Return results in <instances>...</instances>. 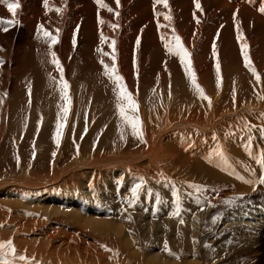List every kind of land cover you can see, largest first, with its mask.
Instances as JSON below:
<instances>
[{"label":"bare ground","instance_id":"bare-ground-1","mask_svg":"<svg viewBox=\"0 0 264 264\" xmlns=\"http://www.w3.org/2000/svg\"><path fill=\"white\" fill-rule=\"evenodd\" d=\"M103 2L107 7H100L96 3V0H48V9H46L45 0H18L19 7L15 10V17L9 13L4 4H0L1 17L5 15L9 16L11 18L10 20L15 19L17 21V23H15L17 26L15 27L23 29L24 32L22 42L15 41L14 43L12 40L8 42V38H5L8 40L3 39L5 35H2V38L0 37V44L3 46V49L0 50V56L7 58L6 60L9 65L7 70L9 76H12L11 78L8 77L13 83L24 76L23 79L25 80H28V77L29 80L31 78L32 80H30V82L37 83L42 80L43 82H41L40 85L46 83L50 86L49 76L55 71L50 70L52 71L51 73L50 71H45L44 68V65L47 64L48 61H52L49 46L46 44L48 39L43 35L44 31H48L50 34L58 36V42L62 43L63 52L65 53H74L79 46L76 51V56H84V58H78L82 60V64L80 67H77V71L79 72L77 75L78 81L76 80V82H82L81 87H83L82 85L88 86V77L92 76L91 72L94 73V70L98 71L102 67V65L99 64L98 68L95 64V59L98 60L99 63L103 61V58H100L101 53H98L96 50L111 48L113 52V47H110V45L114 40L115 52L111 54L116 56L115 64L118 74L124 78L128 90L135 97V101L138 105V116L141 120V128L143 127V123L146 122L143 127L144 130H140L142 131V137L144 139V142L143 139H141V143H143V147H147L143 149L141 147L139 151L135 150V154L132 156L129 155L130 157L123 158L122 155L120 160L118 159L119 157L114 160L116 162H121V164L125 163L123 166L133 174V182L140 183L141 181L139 178H143L144 184L141 190H144L142 193L148 192L150 194L156 190H161L170 194L168 207L162 205L164 207L160 210L162 216L160 214L157 215L160 216L159 223L154 221L150 214L146 216V219L140 221L141 224H147V222L152 219L149 221L151 224H147L148 226L143 227V229L147 227L150 229V227L154 226V228L158 230L159 227L161 231L159 232V229L158 233L161 234L163 232V234H166V232L162 231V229L164 230L163 226L173 224V226L176 227L179 225V222H184L182 220L178 222L174 219V211L170 207H174V185L178 192L179 200L182 202H185L184 199L188 200L187 203H184L185 207L183 206L185 210L189 207L192 210V214H194L198 210L204 209V212L200 213L195 221H191L188 218L190 216H188L187 219L189 220L184 223V228L190 231H187L189 236L186 237H188L189 243H186L191 245L192 250L190 251L191 255L186 258L183 264H215L217 260L219 263L223 261L228 254L226 252L227 247L224 248L225 251L222 254L213 250L214 254L216 252L215 255L212 254L214 255V260H208V258L203 259L201 252L202 242L205 237L202 236L203 229L205 228L204 225L208 223V225L211 226V219L214 216L213 209L217 210L220 202H225L226 199L235 198L240 195L250 197V195L252 196L258 192H262L259 195L260 198L264 200V184L257 182L260 176V165L256 163V159L259 158V153L264 150V136H262L260 132V129H264V117L261 116V113H264V76L260 78L259 81L253 78L255 81L251 83L249 74L244 69L240 68V59H242L244 63L241 55V43H243L247 45L246 52L251 61V65L254 64V66H258L262 71L264 70V12L260 10L264 8V0H199V9L196 8L195 0H167V8H165L163 4L154 3V0H119V6H117L116 0H103ZM56 8H59L61 11H55L54 9ZM109 8H111L112 11H109ZM175 8L181 9L177 19H183L184 23L188 21L191 10L212 11V14L208 17V22L204 26L202 36L199 38H196L194 30L188 31L185 27L181 29L177 28L182 42L187 41L186 35H188L190 40H194V43L190 41L186 42L187 51L190 53L192 61H194L197 66H202L205 63V70L199 67L196 73L198 84L203 88L205 95L210 98V105L209 100L201 97L197 98L195 96L197 93L191 86L184 87L182 85H176L175 82L174 85H176V88L175 90L173 89L174 93L168 90L172 89L171 86H174L169 82L165 87L166 92L163 96L164 99L159 101L156 108H152L154 102L151 103L148 101L150 99L149 96L153 100L155 99L154 89L152 88L156 86L157 82L162 77H167L169 75V65L172 58L175 56L168 52L165 48V44H160L158 42V37L154 30L158 27V23L154 19L160 15L173 16ZM155 13H159L160 15H156ZM98 18L102 20L103 23H98ZM230 21L234 23V29H232ZM112 24H116L118 27L113 29L110 27ZM173 25L175 24L173 23ZM222 25L223 29L215 36L217 28ZM38 26L42 28L40 32H38ZM77 29L80 30L79 37L75 34ZM161 29L165 30L164 27H161ZM237 29L239 30V34L243 36L241 41L237 40ZM3 33L4 32H2V34ZM101 34L106 38L103 43H101ZM38 35L42 39L39 38ZM213 36H215L214 39L217 42H215V44L218 46V61L221 64V83L219 87L214 85L216 68L211 70V64L209 62L214 56L212 54L207 58ZM138 37L140 38L139 49L137 52L132 53V48L137 43ZM171 37L172 36H168L167 39L171 40ZM74 38L76 41L75 45L73 44ZM55 45L56 44L52 45L51 51L56 53L54 49L58 46L54 47ZM25 48H30L31 55L29 57L27 56L29 53L27 55L25 54V50H27ZM85 51L91 53V57H88V54H84ZM33 52L37 55H34ZM44 52L46 53L43 54ZM97 53L100 54V57H98L99 55ZM48 55H50V57ZM59 57L63 58L62 55ZM10 66L12 70L9 71ZM45 67L47 68L48 65ZM138 68H140L141 73L137 71ZM6 73L7 72H5V74ZM25 76H27V79ZM86 76H88V79H86ZM90 79L92 80V78ZM178 81L183 82V79ZM76 82L72 85L73 87L79 88L80 84ZM90 85H92L91 82ZM145 86L151 87L149 96H146V94L142 95L145 91ZM74 90L73 92H75ZM257 90L261 93L258 98L255 96ZM99 92L101 93L100 90H97L96 94ZM144 99L148 100L145 101ZM150 107L152 109V112H150L153 118L151 116L148 117L149 112L147 111H149ZM6 112L5 106L2 105L0 109V171L4 169V171L10 172L7 167L13 170L16 166H14L15 160H13V142H17L19 136L14 139L11 138L10 145L8 144V139H3L2 134H4V132L2 128L3 123H5L3 119L6 117ZM114 115H117L114 116L116 123L114 121L112 124L111 121L110 126L108 125L110 129L107 128L106 130L107 135H109V132H112L111 130L113 129V132L120 135L121 138V127L123 124H120L121 121L117 111L114 112ZM183 120L185 121L183 122ZM95 126L99 127V125ZM246 126H250L251 130L249 131V127ZM123 129L124 128H122V130ZM4 130H7L6 127ZM48 130L53 131L52 128H48ZM69 130L68 128L67 132H71V130ZM124 130L123 135L126 136L124 138L129 137V135L130 137L132 136V132L127 133L125 132L126 130ZM145 130H148V134L146 135L144 134ZM171 130L174 131V133H172L173 135H170L172 132ZM166 131H169L170 134L168 133L169 135L164 139L163 134ZM256 132L260 133L257 137H253V134ZM105 134L106 132L104 135ZM17 135L18 133L16 136ZM161 135H163V143L169 140L165 145L173 146L171 149L167 147L169 150H167L164 157L160 154L164 159H162V161L165 163L168 160L167 163L173 165L170 168L175 167L177 171H174L176 173H165V171L158 166L160 165L159 162V164H157L153 161L152 164L150 160L147 159V155L153 152V143L155 140H158ZM12 136H14V134ZM67 136L64 141L61 142V145L64 144V148L60 149V153L49 149V145L47 146L45 143L46 141L44 142L43 139H41V143L43 144L41 148L42 152L39 151L35 154L37 158L30 176L29 174L21 173V175L12 178L9 175L10 177H7L8 179L5 182L0 183V188H2L0 190V241L12 240L13 246L16 249L15 256L24 255L31 261V264H116L114 255L117 250L114 251L112 249L106 253H103L104 251L102 252V249H104L103 244L109 245L111 239L109 240L107 238L112 236L117 238L116 241L120 239L119 244H122L124 247L123 251L126 253V259L123 264H175L174 256L168 257V250H165L164 247L159 246V252H156L152 248L141 251L139 249L140 247L138 248L139 241H137L138 238H135L134 232V234L132 233V238L130 236L122 237L124 234H122V227L120 224L116 225L115 223L114 225L113 220L112 222L106 221L104 219L107 213L106 208L101 207L102 212L96 210V202L90 203L89 209L95 212L100 211V216L91 215L92 217H80L78 209H72V204H74L78 206L82 212L86 210L85 207V210L81 208L80 205L82 204L77 199L78 196L76 199L70 196L66 200H62V197H56L55 193L57 191L61 192L65 189L73 191L74 196L76 195L74 193L76 192L74 186L68 187L70 184L65 186V177L73 178L72 175L74 174L80 176L83 174L82 178H85L88 183H92V181L96 180L98 177L96 170L100 171V168L102 169L103 167H98L100 164L107 166L108 163L115 162L114 160L111 161V156L109 159L105 157L97 158L96 162H93L94 159L92 158V163H90V160L80 166L79 159H75L74 156L70 154L72 145ZM162 137L159 139L161 140ZM249 137L252 138V155H249L246 147L249 143ZM121 140L122 142L125 141V139ZM27 141L26 138H23L19 149L24 168H26L25 165L29 164L28 159H26L24 155L26 152L24 153L23 151L24 148L27 149ZM128 142L129 141H125L124 143ZM156 143L158 142L156 141ZM10 148L12 150H10ZM155 148L157 149L158 147ZM116 149L117 148L113 150L116 151ZM117 150L120 151V148ZM220 151H223L227 155V164L220 156ZM53 153H55V155H53ZM152 155L153 154H151V157ZM160 155L158 156L160 157ZM85 156L87 157V155ZM54 160H56L55 164L57 166L54 167V171H49L53 173L52 176V174L49 175L46 173V167ZM83 160L84 159H80V161ZM58 162L60 164L62 163V166H64V164L74 163L71 166L68 165V167H65V165V168L62 169L59 168ZM78 168H82L84 171L73 173ZM174 171L172 169V172ZM36 174L48 175L51 176V178L47 177L48 180H45V178L37 181L29 180L31 179V175L36 178L39 177ZM107 176L109 177V175ZM240 177H243V179H240ZM1 178L2 176L0 179ZM246 181H251V183ZM29 183L32 185L37 184V186L30 187V185H28ZM50 184L55 189H53ZM190 185L198 186L199 190H197V187H190ZM90 192L91 190H89V194ZM243 199L242 201H247L246 204L249 206L248 209L251 212L244 209L247 208V206L242 205L243 202L233 205L234 209L231 211L226 210L223 217L225 220L218 223L220 227L217 228H221L220 232H222L223 228L226 229L234 226L233 230L235 232L228 236L225 235V233L216 232L212 235L213 241H218L221 238L228 239L230 236L231 239H229V241L237 242V234L239 231L246 230L252 232L251 234H241L246 238L245 242H243L245 249L242 251H245V254L252 255L254 258L256 257L258 264H264V209L260 207L259 203L261 200L259 201V199ZM196 200H199V204L196 203ZM76 202L77 204H75ZM153 208L154 207H152V209ZM167 210L169 214L165 213ZM181 211L184 210L181 209ZM246 211H248L247 218H241V215L246 213ZM215 214V216H218L217 214H219V212ZM184 216H186V214ZM207 219L208 222L206 223L205 220ZM110 223L113 226H109ZM136 224L137 223H135V225ZM159 235H157L158 238ZM162 239L163 238H161V240ZM175 239L174 237V240ZM170 240L172 239L169 238V242ZM208 240L209 243L212 242L210 239ZM91 241H96V243L100 245L99 248L96 245H93L97 247H95L96 249L94 250L86 248L85 246H87V243H91ZM176 245L179 244L176 243ZM112 246H114V244H112ZM135 247L139 251L135 250ZM206 247L210 250L215 249L212 245H207ZM155 248H158V246H155ZM80 249L87 251L88 262L81 260ZM117 255H115V260L118 263L120 260H118ZM166 257L168 258L166 259ZM9 258L13 259V264H24V262L14 257ZM250 263L254 264L255 261L252 260Z\"/></svg>","mask_w":264,"mask_h":264},{"label":"rangeland","instance_id":"rangeland-1","mask_svg":"<svg viewBox=\"0 0 264 264\" xmlns=\"http://www.w3.org/2000/svg\"><path fill=\"white\" fill-rule=\"evenodd\" d=\"M180 11H181V9L175 8V13L173 16H171L172 17L171 21L165 20L164 19L165 15H160L154 19L160 25H166V26H163L165 28V30H162L161 27H159V28L157 27L156 29H154L155 33L158 37V42L160 44H164V42L162 41V36L167 38L168 36H172L173 32L180 37L177 28L181 29L183 27H185V29L188 31L194 30L196 33V38H199L200 36H202L203 29H204L205 24L208 22L209 15L212 14V11H209V10H205V11L191 10L188 21L186 23H184L183 19H181V18L177 19ZM4 16L5 15H3L1 17V15H0V20H3V19L4 20L9 19L10 20L11 19L9 16H5L8 18H5ZM197 20H199V23H197ZM173 23L175 25H173ZM230 24L232 26V29H234V23L232 21H230ZM15 26H17V25L13 24L11 26H6L4 24H0V35H1L0 37L2 38L5 35L3 37V39L8 38L9 39L8 42H10V40H12L14 43H15V41L16 42H22L23 41L22 36H24L23 29H20V28L15 27ZM5 27H7V30H4ZM222 29H223V25L218 27L216 30L215 36H216V34L220 33ZM2 32H4V33L2 34ZM5 32L8 36L5 34ZM75 34L77 35V37H79L80 36V30L77 29ZM10 36H11V38H10ZM16 36H17V38H16ZM215 36H213V40L210 43V48H209L208 56H207V58H209L210 55L213 54V46H215V51L217 52V56L212 57L209 60V62L211 64V70L216 68V64H217V62H219L218 61L219 60L218 46H217V44H215V42H216L214 39ZM185 37H186L187 41L194 43V40L193 41L190 40L188 35H186ZM1 38H0V40H1ZM39 38H41V37L39 36ZM8 39H5V40H8ZM180 39H181V37H180ZM187 41L182 42V40H181L182 44L184 45V47L186 49H187V47H186ZM47 42L48 43H50V42L48 40L46 41V44L49 46V44ZM62 46H63L62 43L58 42L54 46V47H57L54 50H56L57 58L62 65L64 80H66L68 85H69L68 90H67V94L70 97V103H69V109L70 110H69L68 116L66 118L64 117L63 112H62V107L65 105L66 101L64 99H62V95H61L60 72L57 70V68L55 67V65L51 61H48V63L44 65L45 71H50V70L55 71L53 74H51L49 76L50 86L47 85L46 83L43 85H40V83L43 82L42 80H40L37 83L30 82V80H32V79L30 78V80H29V77H28V80H25V79H23L24 76L20 79H17L18 78L17 77L16 82H18V83H16V82L13 83V81L11 79H9V77L11 78L12 76H9V72L7 70V67H9L8 62L6 60L7 58L0 56V81L1 82L5 81L2 83L0 82V109L2 108V105H3V106H5V112L7 111L5 113L6 117L3 119L5 123H3L2 130H3L4 134H2V137L4 140L8 139V144H9L11 142V138L14 139L15 137L19 136V140L17 142H13V148H14L13 160H15L14 166L16 165L17 167L13 166L14 167L13 170H10V168L7 167V169L10 172H8L6 170L4 171V169H1L0 177L2 176L3 179L2 178L0 179V183L5 182L8 179L7 177L11 176L12 178H15V177L21 175V173L22 174H24V173L29 174V176H30V173H31L32 169L34 168V164H35V161L37 158L35 154L39 151L42 152L41 148H42L43 144L41 143V139H43L44 142L46 141L45 143L47 146L49 145L48 146L49 149L54 150V152L60 153V149L64 148V146H63L64 144L62 143L63 145H61V142L64 141L65 137L68 135L67 137L69 138L71 145H72V149H71L70 154H72L75 159H79V165L80 166H82L83 163L85 164L86 161L91 160L90 163H92L93 159H94L93 162H96V159L97 158L99 159L101 157H103V158L105 157L106 159H109L112 157L111 161H113L114 159L119 157L118 159L120 160L122 157L124 158V157L132 156L133 154H135L136 151L141 150V147H142V149L147 148V147H143V145H142L143 143H141L140 137H134L133 135L130 137V135H129V137L124 138L126 142L129 141L128 142L129 144H128V143H124L125 141L122 142L120 135L115 134L113 132V129L111 130L112 132H109V135H107L106 130H107V128L110 129V127H108V125L110 126L111 121H112V124L114 123V121L116 123L114 116H117V115H114V112L117 111L116 105L118 102L116 92H114L115 84L113 83V81H111L107 76H105L103 74V72H104L103 64H107L109 66V68H111V66L113 64V61L111 59V57H112L111 53H113L112 49L107 48V49H100V51L96 50L98 53H101V57H100V54H98V53L97 54L99 56L98 55L97 56L100 58H103V64L101 63V61L99 63V61L96 59H95V64L98 68H99L98 65L101 64L103 69L101 67L100 68L101 70L100 69L98 71L94 70L95 71L94 73L91 72L92 73L91 77L86 76V79L89 78L88 79L89 85L88 86L82 85L83 87H81L82 82L81 83L76 82V80L78 78L77 75L79 72V71H77V67H80V65L82 64V60L78 59V58H81V57L84 58V56H79V57L76 56V51L78 50L79 46L77 47V49L75 50L74 53H70V54H69V52L68 53L63 52L64 49L62 48ZM1 49H3V46L0 44V50ZM25 49H27V50H25V54L27 55L29 53L27 55L29 57L31 55L30 48H25ZM57 49H59L60 51ZM138 49H139V45H137V43H136L132 48V53L137 52ZM45 53L46 52H44L43 54H45ZM47 53H49V52H47ZM84 54H88L87 56L91 57V53H88L87 51H85ZM34 55H37V54L34 53ZM60 55H62L63 58H60L59 57ZM46 56H47V54H46ZM48 56L50 57V55H48ZM190 60L192 63V68H193L195 73H196L197 68H199V67H202L205 70V63L202 66H197V64L194 61H192L191 56H190ZM240 61H241L240 62V68L244 69L249 74V76L251 77V83H253L255 81V80H253V78H256V77L252 74V71H250L247 67H245V63L242 62V59H240ZM219 64H220V62H219ZM47 65H48V67L46 68L45 66H47ZM252 67L256 70L257 75H259L260 78H263L264 70L262 71L258 66H254V64H252ZM54 68H56V69H54ZM220 68H221V64H220ZM10 70H12L11 66L9 68V71ZM137 71L141 73L140 68H138ZM5 72H7V73L5 74ZM50 72L52 73V71H50ZM5 75H6V79H5ZM167 75H168V73H167ZM260 75H262V76H260ZM25 77L27 79V76H25ZM196 77H197V73H196ZM90 78H92V80ZM180 79H183V82L178 81ZM75 82L77 84H80L79 88H77L75 86L73 87L72 84ZM90 82L92 83V85H90ZM123 82H124V80H123ZM169 82H171L173 85L175 82L176 85H182L184 87L191 86L190 81L188 80V78L184 72L183 66L180 63V59L176 55L172 58V60L170 62L169 75L167 77H162L157 82L156 86L154 88H152V89H154V94H155L154 100L149 96L151 93V87L149 88V86H145V88H144L145 91L142 93V95L146 94V96L147 95L149 96L150 99L147 97L149 100L144 99L145 101L148 100L151 103L154 102L152 104L153 105L152 108H156L159 101L164 99L163 96H164V93L166 92L165 87L168 85ZM197 83H198V77H197ZM124 84L128 90V87H127L125 82H124ZM176 85H174L175 87L171 86L172 89H168V90H170L169 92L174 93ZM214 85H217L216 79H214ZM11 86H12V88H11ZM92 86L94 87V89ZM73 90L75 92H73ZM97 90H100L103 95L100 92L96 94ZM260 94L261 93L257 90L255 96L258 98L260 96ZM131 95H132V93H131ZM35 96H37L39 98H37ZM132 96L135 99L134 95H132ZM195 96L197 98L200 97L198 94ZM199 100H201V99H199ZM120 103L124 106H126V104H127L126 101H120ZM76 104H77V106H76ZM10 108H11V110H10ZM151 110L152 109L150 107L149 111H147L150 113V114L148 113V115H149L148 117L151 116L153 118ZM9 111H12V112H9ZM126 111H127V108H126ZM58 113L60 114V122L63 123L65 125V127L63 129H61L60 143L57 146L53 137H54V134L56 132V123H57V114ZM136 114H138V111ZM5 119H7V120H5ZM184 119H187V118H184ZM184 121L185 120H183V122ZM121 123L122 122H120V124ZM145 123L146 122L143 123V127H144ZM4 124H6V125H4ZM72 125H73V127H72ZM95 125H99V127L98 126L96 127ZM126 126L127 125L123 124L121 127V130H122V128H124L126 130L125 131L123 129L125 132H127V133L131 132V128L128 126L126 127ZM5 127L7 130H4ZM11 127H14L15 129L11 128ZM16 127H18V128H16ZM143 127L140 129L144 130ZM48 128H52L53 131H49ZM68 128L71 130L72 133L67 132ZM152 128H155V127H152ZM72 129H73V131H72ZM176 129H179V128H176ZM13 130H15V131H13ZM171 131H172L171 134L169 131L164 132V134H163L164 139L169 134L173 135L172 133H174V131L173 130H171ZM12 132H14V133H12ZM105 132H106V134L104 135ZM17 133H18V135L16 136ZM259 133L260 132H256L255 134H253V137H257ZM13 134H14V136H12ZM144 134L145 135L148 134V130H145ZM4 135H5V137H4ZM163 135H161L159 138H161ZM123 136L126 137L125 135H123ZM102 137H104L105 139ZM23 138H26V140H28L26 143L27 149H25V148L23 149L24 153L26 152L24 155H25L26 159H28V161H29V164L25 165L26 168H24V166L22 165V163H23L22 158L19 154V149H20V145L23 141ZM159 138H158V140H155V142L153 141L154 142L153 148H152L153 152L147 155L148 156L147 159H149L152 164H153V161L156 162L157 164L160 163V165H158V166L161 167L165 171V173H169V174L170 173H176L175 171H177V170H175V167L170 168L173 165H170L169 163H167L168 160L165 163H163V161H162L163 158L161 156V155H163V157H164V155H166V153H167V150L171 149V147L173 148V146L165 145L166 142L168 143L169 140L168 141L165 140L166 142L163 143V141H164L163 137L161 140ZM142 139H143V137H142ZM155 139H157V138H155ZM167 139H169V138H167ZM102 140H104L105 142ZM133 141L135 142L136 145L134 144ZM156 141L158 143H156ZM143 142H144V139H143ZM77 145L79 146L78 149H77ZM81 145H82V147H81ZM1 146H3V145H1ZM123 146H124V149H123ZM247 146L248 145H246V147ZM155 147H158V148L156 149ZM167 147L168 148L170 147V148L168 149ZM115 148H117V149L120 148V151L117 149H116V151H114ZM10 150H12V149L10 148ZM127 151H128V153H127ZM154 152H159V153H154ZM78 153H79V155H78ZM151 154H153L152 157H151ZM85 155H87V157ZM149 155H150V157H149ZM158 155H160V157ZM88 157H90V158H88ZM80 159H84V160L80 161ZM55 161L56 160L52 161V163L48 167H46V170H47L46 173H48L49 175L52 174V176H53V173H51V172L54 171V167L57 166L55 164ZM73 163L64 164V166L66 165L65 167H68V165L71 166V165H73ZM108 164H107V166H105L104 164L103 165L100 164V166H98V167L103 166L104 169L102 167V169L100 168V171L96 170L97 171L96 174L98 175L99 178L97 177V179L92 181V183L91 182L88 183L85 180V178H82L83 174H81V173H80L81 176L76 175V174H74V175L71 174L73 176V178L72 177H65L64 178L65 182H66L65 186H67L69 184L70 185L68 187L74 186L75 191H76L74 193L76 195L74 196L73 191L65 189V190H62L61 192L57 191L55 193L56 197H60V198L62 197V200H66L70 196H71V198H74V199H76V197L78 196L77 199L82 204V205H80L81 208L84 209V207H85L86 210L84 209L85 212L84 211L82 212L80 210V208L74 204H72V209L73 210L78 209V213L80 214V217H89L91 215L92 216H95V215L100 216L101 214H99V213L101 211V207L106 208L107 213H106L104 219L108 222H112V220H113L114 225H115V223H116V225L120 224V226L122 227V230H121L122 234H124V236H122V237L130 236L132 238L133 234L135 233L134 236H136L135 237L136 239L138 238L137 239V241H139L138 242V248L140 247L139 249L141 251H145L147 248H152L156 252H159V250H160L159 248L161 246L164 247L165 242H167V245L169 247L167 256L168 257L174 256L173 258H174L175 264H180V263L183 264L186 261V258L189 255H191L190 251L192 250L191 245L186 243V242L189 243V239H187L188 237H186V236H189V234L187 233V231H189V230L187 228H184V223H186V221L189 219L191 221H195L196 218L199 217V214L204 212V209H200L196 213L192 214V210L189 207L186 209L187 211L183 208V206L185 207L184 203H187L188 200L184 199L185 202H182L180 200V207L185 212L181 211L180 212L181 215L180 214L174 215V219L178 222L180 220L184 221V222H182L183 224L181 222H179V225L176 227L173 226V224H170L168 226L167 225L163 226L164 230L162 229V231L166 232V234H168V235L163 234V232L161 234L158 233L159 229H160L159 232L161 231V228H159V227H158V230H157V228H154V226H152L153 228L150 227V229H149V227L143 229V227L148 226L147 224H151L149 221L152 219L154 221H156L157 223H159L160 216H157V215L160 214L162 216L160 210L162 209V207L164 205H165L164 207H168V204L170 201V194L168 192L166 193L165 191H161V190H159V191L156 190L155 192H152L150 194L148 192L142 193L144 190L143 189V190L139 191L138 199L136 201H134V203L132 205H129V203L127 201L132 199V193H131L130 189L135 184H137L139 182H133V180H132L133 174L128 169H126L125 166H123V164H125V163L121 164V162L115 161V162H111ZM164 164H165L166 168L164 167ZM58 165H59V168H62V169L65 168L64 166H62L63 165L62 163L60 164L58 162ZM168 167H169V169H168ZM107 168H108V171H107ZM172 169H173V171L174 170L175 171L172 172ZM103 170H105V171H103ZM49 171H51V172H49ZM80 171H84V170L82 168H78L73 173H77ZM259 171H260V173L259 172L258 173L260 174V176L264 175V172L261 171V166H259ZM101 172H103V173H101ZM104 174H105V176H104ZM36 175H38L39 177L36 178L33 175H31V179H29V180L37 181V180L44 179V178L46 180L47 177L51 178V176H48V175H43V174H41V175L36 174ZM102 175H103V177H102ZM107 175H109V177ZM40 176H42V177H40ZM79 176L81 179L79 178ZM185 176H187V175H185ZM127 177H128V179H127ZM129 177L130 178L132 177L131 180ZM28 185H30V187L37 186V184L32 185L31 183H29ZM51 187H52V185H51ZM1 189L2 188H0V190ZM53 189H55V188H53ZM89 190H91L92 193L90 192V194H89ZM185 193H187V192H185ZM261 193L262 192H258V193H256L257 195L256 194H254L252 196L250 195V197H248L246 195H240V196H237L235 198L226 199L225 202H220L217 210L213 209L214 216L216 215L215 213L219 212V214H217L218 215L217 217H219V218L215 223H213V220L211 219V221H212L211 226H209L207 223L208 219L205 220V222L207 224L204 225L205 228L203 229L202 236H205L206 238L204 237L205 240L203 239V242H202L203 244L201 246V252H202V258L203 259L208 258V260L209 259L214 260L215 259L214 255L216 254V252L218 251L219 253L222 254L225 251L224 248L227 247L226 252L228 254L226 255L225 259L223 261H220L219 263L217 260L215 262V264L216 263L217 264H252V263H250L252 260L255 261L254 264H258V261H256L257 260L256 257L254 258L252 255L245 254L246 252L242 251L243 249H245L243 242H245L246 238H244V236H242L241 234H251L252 232H249L246 230L239 231L237 234V242L229 241V239H231L230 236L228 239H222L221 238L218 241L217 240L213 241L212 235H214L216 232H219L222 234L225 233V235L228 236V235H232V233L235 232L233 230L234 226L228 227L226 229L223 228L222 232H220L221 228H217V227H220V225L218 223H221L223 220H225V219H223V217H224V213L226 212V210L231 211L232 209H234L233 205H235L237 203L243 202L242 205L247 206V208H244V209L250 211L248 209L249 206L246 204L247 201H242L243 198H244L243 200H245V199L248 200V199H253V198H255L257 200L259 199V201L261 200L259 204H260V207L264 209V200L262 198H260V195H259ZM157 194H159V196L161 197L163 202L157 201V199H156ZM93 197H95V198H93ZM144 197H146V198H144ZM80 198L82 199V201ZM92 200H94V201H92ZM92 202H94V203L96 202L95 203L96 204V210H100V211L95 212V211H91L89 209L90 203H92ZM226 202H228V203H226ZM196 203H197V200H196ZM75 204H77V202ZM144 205H146V206H144ZM153 205H155L156 207ZM152 207H154V208L152 209ZM170 207L175 212V208L173 206H170ZM248 211H246V213L241 215V218H247ZM254 212H256V211H254ZM165 213L169 214L168 210ZM150 214L152 216V219H150L147 222V224H141L140 221H142L143 219H146L147 218L146 216H148ZM185 214H186V216H184ZM107 215L109 218L107 217ZM188 216H190V217H188ZM187 217L189 219H187ZM132 220H133V222H132ZM135 223H137V224L135 225ZM141 225H142V227H141ZM109 226H113V225L110 223ZM12 227H15V226H12ZM130 229H131V232H130ZM165 229L168 231H166ZM137 232H138V234H137ZM147 233H149V234H147ZM162 234L164 237L162 236ZM186 234H188V235H186ZM157 235H159V238ZM174 237L176 238L175 240H174ZM161 238H163V239L161 240ZM169 238L172 239L174 242L172 240H170V242H171L170 243ZM107 239H109V240L111 239L110 243H109V245L103 244L104 249H102V252L104 251L103 253H106V252L111 251L112 249L114 251L117 250L115 252V255H117V253H118L117 256H118V260H120V262L117 263V261L115 260V255H114V261L116 264H123L125 262V259H126V255H125L126 253L123 251V248H124L123 245L119 244L120 239L117 240L118 242L116 241L117 238L112 237V236H109ZM208 239H210V241H212V242L209 243ZM111 241H112V244H114V246H112ZM113 241H116V242H113ZM85 242H87V241H85ZM91 243H87V246H85V247L88 249L94 250L97 248L96 246H98V248L100 246L98 243H96V241H91ZM173 243H174V245H173ZM176 243L179 245H176ZM169 244H170V246H169ZM93 245H96V246H93ZM115 245H116V247H115ZM207 245L208 246L212 245V246H214L215 249L210 250L206 247ZM155 246H158V248H155ZM81 250L83 253L81 252ZM83 250L84 249L79 250L80 255H81V260H85L88 262V253L86 250H84V251ZM135 250L139 251L136 247H135ZM213 250L216 251L215 254H214ZM169 251L171 253L173 252V254L169 255ZM241 252H244V253H241ZM212 254H214V255H212ZM85 255H87V256H85ZM168 257H166V259ZM179 258H180V261H179Z\"/></svg>","mask_w":264,"mask_h":264},{"label":"snow or ice","instance_id":"snow-or-ice-1","mask_svg":"<svg viewBox=\"0 0 264 264\" xmlns=\"http://www.w3.org/2000/svg\"><path fill=\"white\" fill-rule=\"evenodd\" d=\"M96 3L100 7H107V5L104 4L103 0H96ZM116 3H117V6H119V0H116ZM154 3L163 4L165 8L168 7L167 0H154ZM0 4H4L7 7V10L9 11V13H11L13 17H15V15H16L15 10L19 7L18 0H0ZM195 4H196V8L199 9L200 8L199 0H195ZM45 8L48 9V0H45ZM54 10L57 12L61 11L59 8H56ZM108 10L112 11L111 8H109ZM260 10H261V12H264V8H261ZM155 14L160 15L159 13H155ZM117 15H118V13H117ZM234 16H235V14H234ZM164 19L171 21L172 17L170 15H165ZM15 23H17V21L15 19L0 20V24H4L6 26H11ZM98 23H103V21L99 20V18H98ZM197 23H199V20H197ZM157 26L159 28V27H163L166 25H160L158 23ZM110 27L115 29L118 27V25L112 24V25H110ZM4 30H7V27H5ZM41 30H42L41 26H38V32H40ZM237 31H238L237 40L241 41L243 39V36L241 34H239L238 29H237ZM43 35H44V37H47L48 41H50L49 49H50V55L52 56L51 62L55 65L57 70L60 72L61 95H62V99H64L66 101L65 105L62 107V112H63L64 117L66 118L68 116V113L70 110L69 109L70 97L67 94V90H68L69 85H68L67 81L64 80L63 68H62L60 61L57 58L56 53L54 51H51L52 45H54L58 42V36L51 35L48 31H44ZM105 39L106 38L101 34V43H103L105 41ZM162 41L164 42L165 48L168 50L169 53L179 57L180 63L183 66L184 72H185L188 80L190 81L191 87L195 90V92L201 98L209 100V105H210V98L205 95L203 88L197 83L196 73L194 72V70L192 68V63L190 60V53L187 51V49L182 44L180 37L173 32L171 40H168L166 37L162 36ZM75 43H76V41L74 38L73 44L75 45ZM139 44H140V38L138 37L137 38V45H139ZM114 45H115V41L113 40L112 44L110 45V47H113V52H115ZM246 48H247V45L241 43V55L243 57L245 67L249 68V70L252 71V74L256 77L257 81H259L260 77H259V75H257L256 70L251 65V61H250L249 56L246 52ZM97 51H100V49H97ZM213 56L214 57L216 56L215 46H213ZM111 59L113 61L111 68H109V66L107 64H103V61H101V63L103 64V67H104L103 74L105 76H107L115 84L114 92H116V95H117V101L118 102H117L116 107H117L118 116L120 117L122 124L127 125L128 127L131 128V132H132V135L134 137H140L142 139V132L140 131L141 120H140L138 114H136L138 111L137 102L135 101V99L133 98L131 93L127 90V88L123 82L124 78L118 74V70H117V67L115 64L116 56L114 54L112 55ZM220 73H221L220 64H219V62H217V64H216L217 87H219L220 83H221V74ZM120 101H126L127 102L126 106L122 105L120 103ZM126 108H127V111H126ZM261 116L264 117V113H261ZM64 127H65V125L60 122V114L58 113L57 114V123H56V132H55L54 137H53L57 146L60 143L61 129H63ZM246 127H249V131L251 130L250 126H246ZM260 132H261V135L264 136V129H260ZM121 139H124L123 130H121ZM251 139H252L251 137L248 138L249 143L247 146V150L249 152V155H252ZM78 148H79V146L77 145V149ZM219 154L223 158L224 162L227 164V162H228L227 155L223 151H220ZM53 155H55V153H53ZM256 163L261 166V171L264 172V150H262L259 153V158L256 159ZM161 175H163V174H161ZM139 179L141 182L135 184L130 189V191L132 193V199L127 201L129 203V205H132L134 203V201H136L138 199V193L141 190V188L143 187V184H144L143 178L141 177ZM240 179H243V177H240ZM246 182L251 183V181H246ZM257 182L260 184H264V175L259 176L257 179ZM190 187H197V190H199L198 186L190 185ZM173 197H174L173 204L175 207V212L173 213V215H179L181 212L180 200H179L178 192L175 189L174 185H173ZM156 199L158 202H163L161 197L159 196V194L156 195ZM197 203L199 204V200H197ZM209 203H210V201H209ZM218 218L219 217H217V216H213L212 217L213 223H215L218 220ZM164 248H165V250H168L167 242H165ZM15 253H16V249L13 246L12 240L0 241V264H13V259H10L9 257H14V258L18 259L19 261L24 262V264H31V261H29L26 258V256L19 255L18 257H16ZM171 254L172 253L169 251V255H171Z\"/></svg>","mask_w":264,"mask_h":264}]
</instances>
